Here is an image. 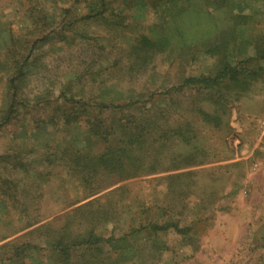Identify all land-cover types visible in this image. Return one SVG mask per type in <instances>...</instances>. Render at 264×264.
I'll use <instances>...</instances> for the list:
<instances>
[{"label": "rangeland", "instance_id": "1", "mask_svg": "<svg viewBox=\"0 0 264 264\" xmlns=\"http://www.w3.org/2000/svg\"><path fill=\"white\" fill-rule=\"evenodd\" d=\"M262 51L264 0H0V257L264 264Z\"/></svg>", "mask_w": 264, "mask_h": 264}, {"label": "trees", "instance_id": "2", "mask_svg": "<svg viewBox=\"0 0 264 264\" xmlns=\"http://www.w3.org/2000/svg\"><path fill=\"white\" fill-rule=\"evenodd\" d=\"M102 1V0H101ZM264 57V51L260 53L258 56V59H261ZM240 65H237L236 67L231 66L229 62H225V68L223 72H220L219 75H225V76H236L240 73L239 71ZM242 71V70H241ZM131 100L129 104H134L135 102H132ZM127 104V105H129ZM124 107V106H121ZM107 154H103L99 161L101 162V168L107 172L108 174L111 173V165L108 161V159H105L107 157ZM87 162H89L87 160ZM80 168L84 169L85 171L89 170L90 167L88 163L81 165ZM95 169V168H94ZM97 171V169H95ZM95 172V171H94ZM1 180V179H0ZM165 220L163 222H151L149 223L148 227H153L154 230H172L175 229V231H181L180 230V221L178 218L174 215H171V213H165L164 214ZM96 228H91L86 232L85 234H82V237L76 236L73 240L69 242H56L53 246V249L51 247V250H53V253L59 254V256L64 257L66 259H70L74 253H79L81 250L84 251H99L100 247L97 246V244H100L105 240L104 235H99L98 232L95 231ZM36 246H34L33 243L29 241H24L22 238H19L9 244H7L4 247L3 255L0 257V263L10 262V264H15L14 260L17 258H20L22 255L23 258L26 259H32L34 255V250H36ZM57 251V252H55Z\"/></svg>", "mask_w": 264, "mask_h": 264}]
</instances>
